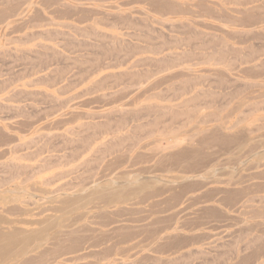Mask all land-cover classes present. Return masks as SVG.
Masks as SVG:
<instances>
[{
    "label": "rangeland",
    "instance_id": "374dc122",
    "mask_svg": "<svg viewBox=\"0 0 264 264\" xmlns=\"http://www.w3.org/2000/svg\"><path fill=\"white\" fill-rule=\"evenodd\" d=\"M0 215V264H264V0H0Z\"/></svg>",
    "mask_w": 264,
    "mask_h": 264
},
{
    "label": "bare ground",
    "instance_id": "6f19581e",
    "mask_svg": "<svg viewBox=\"0 0 264 264\" xmlns=\"http://www.w3.org/2000/svg\"><path fill=\"white\" fill-rule=\"evenodd\" d=\"M128 186L125 182H122L116 189V193H121L122 190L127 191ZM148 186V183L145 184L144 187ZM94 195H100L99 192H91V196ZM105 196V198L109 199L110 197L107 196V193L103 194ZM68 203L67 199H63L62 206L66 205ZM62 206H58L59 208ZM57 207V208H58ZM16 210V209H15ZM20 210V209H18ZM19 213V212H18ZM1 217L4 215H0ZM0 217V218H1ZM4 218H2L3 221ZM51 218H49L47 221H49ZM64 219V218H62ZM1 220V219H0ZM5 220V219H4ZM14 220V219H13ZM46 220V219H45ZM7 221V220H5ZM38 222V220H36ZM62 221V220H61ZM8 222V221H7ZM16 222V221H15ZM40 223V222H38ZM50 225H48L49 227ZM3 228V227H2ZM5 228V227H4ZM16 228V227H15ZM14 226L11 230H7L4 231L2 229H0V263L3 261H6L7 259L13 258V257H19L23 255V253L26 251L27 249V244L28 242H30V237L27 236L25 231H20L17 228L15 229ZM55 235V234H54ZM53 237H57L56 235ZM45 236V235H44ZM59 236V235H58ZM48 237V236H47ZM69 239L72 238V236L68 237ZM73 240H76L77 238H72ZM78 240V239H77ZM57 241V240H56ZM59 241V238H58ZM55 242V243H59V242ZM64 240L62 239V242ZM62 244V243H61ZM23 261V260H22ZM31 261L29 260H24L23 264H30Z\"/></svg>",
    "mask_w": 264,
    "mask_h": 264
}]
</instances>
